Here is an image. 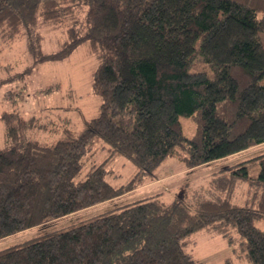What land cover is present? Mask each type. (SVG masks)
<instances>
[{
  "label": "trees",
  "instance_id": "16d2710c",
  "mask_svg": "<svg viewBox=\"0 0 264 264\" xmlns=\"http://www.w3.org/2000/svg\"><path fill=\"white\" fill-rule=\"evenodd\" d=\"M77 10L83 20L69 24ZM45 23L66 31L50 53L36 29ZM0 33L27 34L36 62L87 44L102 97L80 131L51 142L25 135L35 115L2 112L0 240L125 195L169 157L194 168L264 143V0H0ZM98 144L109 157L90 161ZM117 155L137 169L121 185L108 180ZM239 187L252 198L235 201ZM162 195L1 248L0 264H204L189 251L200 230L231 246L219 264H264V152L217 170L206 189Z\"/></svg>",
  "mask_w": 264,
  "mask_h": 264
},
{
  "label": "rangeland",
  "instance_id": "374dc122",
  "mask_svg": "<svg viewBox=\"0 0 264 264\" xmlns=\"http://www.w3.org/2000/svg\"><path fill=\"white\" fill-rule=\"evenodd\" d=\"M83 17L84 13L77 10L76 15L67 22H78L80 25ZM36 29L43 35L41 44L46 53L57 50L60 39L66 36L61 24H39ZM196 58L201 59L200 56ZM97 64V55L85 43L67 57L36 62L27 34L8 39L0 33V116L4 110H17L27 118L35 115L37 126L27 129L25 135L47 142L60 137L65 127H70L75 132L80 131L85 118L99 113L102 102L101 95L92 86L93 72ZM48 86L54 87L45 90ZM180 120L185 134L192 136L196 128L193 119L188 115H180ZM4 144L5 126L0 117V146ZM261 152H264V145L194 168H188L176 157H169L158 169L160 177L146 180L147 185L144 187L52 220L46 228H31L2 239L0 249L157 192H163L162 198L166 202H172L185 191L194 192L202 186L206 189L215 172L224 166L229 167ZM109 154L106 147L98 144L90 161L95 159L96 162H101ZM109 165L114 171L108 176V180L114 185L126 183L137 170L133 162L121 155L113 157ZM241 187L237 189L235 201L250 200L252 197L248 196L246 188ZM256 225L264 229V218L257 220ZM192 238L195 242L189 245V251L204 264H219L232 253L231 246L222 234L200 230L193 233ZM236 264L248 263L237 261Z\"/></svg>",
  "mask_w": 264,
  "mask_h": 264
},
{
  "label": "crops",
  "instance_id": "0c3cea01",
  "mask_svg": "<svg viewBox=\"0 0 264 264\" xmlns=\"http://www.w3.org/2000/svg\"><path fill=\"white\" fill-rule=\"evenodd\" d=\"M262 145H264V143H262V144H259V145H256V146H254V147H257V146H262ZM253 148V147H252ZM252 148H250V149H252ZM249 150V149H248ZM244 151H247V150H243V151H241V152H238V153H242V152H244ZM237 154V153H236ZM159 177H160V174H159ZM148 183V182H147ZM150 184V183H149ZM145 185H147L146 183H144V184H142V185H140L139 187H137L136 189H134V190H132V191H130V192H128V194L129 193H132V192H134V191H136L137 189H140V188H142V187H144Z\"/></svg>",
  "mask_w": 264,
  "mask_h": 264
}]
</instances>
